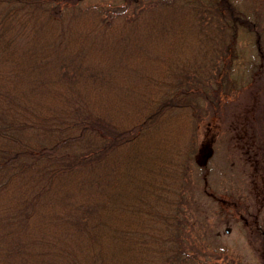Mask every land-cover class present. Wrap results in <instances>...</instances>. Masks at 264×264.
Returning <instances> with one entry per match:
<instances>
[{
    "label": "trees",
    "instance_id": "obj_1",
    "mask_svg": "<svg viewBox=\"0 0 264 264\" xmlns=\"http://www.w3.org/2000/svg\"><path fill=\"white\" fill-rule=\"evenodd\" d=\"M260 4L0 0V264H242L189 239L187 178Z\"/></svg>",
    "mask_w": 264,
    "mask_h": 264
},
{
    "label": "rangeland",
    "instance_id": "obj_2",
    "mask_svg": "<svg viewBox=\"0 0 264 264\" xmlns=\"http://www.w3.org/2000/svg\"><path fill=\"white\" fill-rule=\"evenodd\" d=\"M241 1L253 18L264 2ZM240 49L236 87L226 84L220 110L198 127L187 178L188 236L223 259L264 264V66L254 34L244 35Z\"/></svg>",
    "mask_w": 264,
    "mask_h": 264
}]
</instances>
